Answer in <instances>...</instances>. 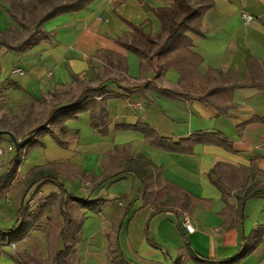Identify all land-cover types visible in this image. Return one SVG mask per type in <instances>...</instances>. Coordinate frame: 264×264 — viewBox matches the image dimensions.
Wrapping results in <instances>:
<instances>
[{
	"label": "crops",
	"instance_id": "obj_1",
	"mask_svg": "<svg viewBox=\"0 0 264 264\" xmlns=\"http://www.w3.org/2000/svg\"><path fill=\"white\" fill-rule=\"evenodd\" d=\"M212 1L214 7L202 21L203 37L192 36L193 51L202 59L201 76L219 71L241 85L229 93V107L223 113L196 94L190 101L172 96L183 81L177 70H170L160 81L152 71L139 81V58L118 43L135 28L148 37H160L163 27L157 11L171 8L172 0H95L83 11L45 23L50 41L29 52L0 48L1 68L8 63L0 79L9 85L7 99L0 104V131H11L17 140H27V134L43 126L52 105L72 103L75 78L97 80L105 67L96 58L98 52L125 58L131 80L119 83L113 77L104 85L107 92L120 95L107 103L106 136L92 127L90 113H83L66 122L78 135L67 149L50 136L44 138L45 147L24 161L11 191L0 199V228L14 226L23 183L38 170L64 164L74 167L59 171V182L71 196L105 201L100 213L75 211L82 230V242L76 248L78 264H113L108 259L109 236L128 205L132 209L119 242L124 256L135 264H171L179 257L187 259L185 264H196L186 251L187 244L202 259L229 260L247 242L249 254L240 264H264V0ZM7 10L1 4V33L16 25ZM243 13L254 21L246 25ZM6 117L9 123H1ZM146 127L167 140L164 148L150 143L153 137H147ZM13 136L7 135L8 148ZM195 136L201 140L193 141ZM117 149L120 156H143L160 168L164 184L188 196V208L170 204L165 213L153 217L157 204H147L139 196L141 182L131 174L91 193L104 172L105 160L117 155ZM7 150L3 166L13 156L14 150ZM37 188L25 200L32 212L42 213L41 206L60 190L49 183L34 195ZM51 214L41 215L40 228L30 237L5 247L0 264H20L23 253L35 251L48 259ZM183 214L190 217L194 233L183 227Z\"/></svg>",
	"mask_w": 264,
	"mask_h": 264
},
{
	"label": "trees",
	"instance_id": "obj_2",
	"mask_svg": "<svg viewBox=\"0 0 264 264\" xmlns=\"http://www.w3.org/2000/svg\"><path fill=\"white\" fill-rule=\"evenodd\" d=\"M94 1L0 0V7L1 4L7 5V12L16 24L11 26L8 31L0 32V48L9 52L25 54L41 43L50 41V35L44 31L45 23L66 14L83 11ZM172 1L171 8L157 11V16L163 27V33L160 37H148L135 28L133 34L124 40H119L118 43L139 58V81L152 71L155 72V80L160 81L170 70H177L183 75V81L181 88L174 93L172 92V96L190 101L194 99L193 94H196L197 99L201 102L223 113L229 107L227 100L229 93L241 85L238 84V81H234L231 75H225L219 71H211L205 77L201 76L198 69L202 59L194 53L192 39V36L203 37L202 21L205 14L214 7V3L212 0ZM96 58L105 64L103 72L98 74L97 80L83 82L75 78L72 103L66 106H59L56 103L52 105L44 125L27 134L29 138L23 144L17 142L11 131H0L3 133L0 135V139L4 135H11L15 138L13 139V156L5 166L0 167V199L11 191L24 161L35 150L45 147L44 138L46 136L53 138L62 149H67L69 141L78 137L66 126V122L70 119H77L83 113H90L92 127L103 136L108 134L107 103L111 99L120 98V95L107 92L104 85L113 77H116L119 83L130 84L131 80L127 76V60L122 56L103 51L98 52ZM155 60L157 61L156 68H154ZM1 73L2 68L0 66V77ZM195 84H198L197 91L194 90ZM8 91V82H2L0 79V104L7 99ZM126 92L130 94L131 90L126 89ZM53 98L55 102L57 96L55 95ZM126 129L136 130V128ZM34 133L37 135L33 137ZM145 134L147 137H153V139L149 138V141L157 147L160 144L164 148L165 144L168 143L166 139L161 138L154 130H149L147 127ZM193 139L195 142L201 140L198 136ZM116 154L105 160L104 172L94 183L91 193L105 184L116 183L125 175L131 174L135 175L141 182L142 187L138 193L139 196L141 195L147 204H157L152 214L153 217L165 213L170 204L182 210L188 208V196L169 189L164 184L161 169L149 159L143 156L137 158H132L129 155L120 156L118 149ZM72 168L74 169V167L64 164L51 165L47 169L34 172L23 183L22 201L17 211L14 226L11 229L0 228V258L5 253V247L17 245L30 237L33 231L38 230L41 215L50 211L52 214L49 220L51 237H49L48 259H44L38 251L32 255L23 253L20 264H78L76 248L82 242V230L76 223L75 211L86 209L100 213L105 201L100 199L92 201L91 197L79 200L71 196L59 182L61 177L59 171ZM92 179L96 180V177L92 176ZM49 183L56 185L60 193L53 194L46 200V203L41 206L42 213L41 211L32 212L25 200L28 193L32 188L38 186L34 194L36 195L42 186ZM223 194L225 197L227 196V193L223 192ZM131 207L132 205H128L124 208L121 219L114 226L112 235L109 236L108 259L113 264H135L124 256L119 242V234L132 209ZM241 209L243 212V207ZM60 218L63 220H59ZM249 245V242L244 243L233 258L222 261L202 259L189 244L186 246V251L196 264H240L249 254ZM186 262V258L179 257L171 264H185Z\"/></svg>",
	"mask_w": 264,
	"mask_h": 264
},
{
	"label": "built area",
	"instance_id": "obj_3",
	"mask_svg": "<svg viewBox=\"0 0 264 264\" xmlns=\"http://www.w3.org/2000/svg\"><path fill=\"white\" fill-rule=\"evenodd\" d=\"M242 19H243V21H244V23L246 25H249V24H251L254 21V17L252 15L248 14V13H243L242 14ZM36 135L37 134L34 133L33 134V137L36 136ZM17 142L19 144H23L25 142V139H19V140H17ZM13 150H14V146L11 145L8 148L7 152L8 153H11V152H13ZM5 151H6L5 149H3V148L0 147V160H1V157L4 156ZM182 225H183V227L185 228V230L188 233L192 234V233L195 232V228L193 227V225L191 223V220H190V217L187 214H183V222H182Z\"/></svg>",
	"mask_w": 264,
	"mask_h": 264
},
{
	"label": "rangeland",
	"instance_id": "obj_4",
	"mask_svg": "<svg viewBox=\"0 0 264 264\" xmlns=\"http://www.w3.org/2000/svg\"><path fill=\"white\" fill-rule=\"evenodd\" d=\"M7 62H9V59H7ZM7 64H8V63H5V67H6ZM5 67L2 69L4 73H5V71H6V70H5V69H6ZM44 109H45V107L43 108V110H44ZM1 123H3V124L6 123V124H8V123H9V122H8V117H6L5 119H3V121H2ZM5 128L9 129L10 127L5 126ZM7 141H8V137H7V135L2 136L1 139H0V147L3 148V149H5V150H7V148H8V146H7ZM5 157H7V155H6ZM5 157H2L1 162H0V167H3L4 162H5V159H7V158H5Z\"/></svg>",
	"mask_w": 264,
	"mask_h": 264
},
{
	"label": "water",
	"instance_id": "obj_5",
	"mask_svg": "<svg viewBox=\"0 0 264 264\" xmlns=\"http://www.w3.org/2000/svg\"><path fill=\"white\" fill-rule=\"evenodd\" d=\"M3 133L2 132H0V135H2Z\"/></svg>",
	"mask_w": 264,
	"mask_h": 264
}]
</instances>
